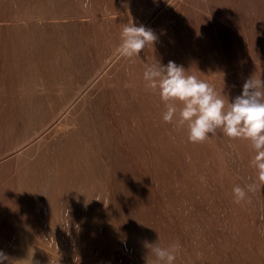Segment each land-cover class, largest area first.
Returning a JSON list of instances; mask_svg holds the SVG:
<instances>
[{
    "label": "rangeland",
    "instance_id": "1",
    "mask_svg": "<svg viewBox=\"0 0 264 264\" xmlns=\"http://www.w3.org/2000/svg\"><path fill=\"white\" fill-rule=\"evenodd\" d=\"M84 2L0 0L4 264H70V251L81 242L65 232L78 206L93 204L95 213L138 203L134 208L147 209L143 220L156 221L148 214L170 203L188 225L190 218L198 223L193 230L184 226L197 246L184 238L180 256L187 264L196 251V264L203 258L205 264H264V187L249 193L251 204H235L231 191L255 181L250 143L219 130L202 143L189 142L186 129L162 120L164 104L143 79L154 59L173 61L231 102L247 79H264V0H89L87 8ZM131 22L158 37L134 64L117 52L122 28ZM96 220L106 219L93 217L94 231L106 228ZM104 235L93 234L84 245L94 248L96 262L109 264L112 249H119Z\"/></svg>",
    "mask_w": 264,
    "mask_h": 264
},
{
    "label": "clouds",
    "instance_id": "2",
    "mask_svg": "<svg viewBox=\"0 0 264 264\" xmlns=\"http://www.w3.org/2000/svg\"><path fill=\"white\" fill-rule=\"evenodd\" d=\"M88 3L85 0L83 7L87 8ZM157 39L152 29L127 23L120 33L118 55L134 64L141 50L153 48ZM143 79L146 88L155 92L164 104L162 120L176 129H186L189 142L202 143L219 130L229 139L250 143L253 155L249 166L255 171V181L243 187L234 185L231 191L235 204H251L249 193L264 187V79L254 76L247 79L242 93L231 102L214 84L188 74L173 61L162 65L154 59L145 68ZM145 247L152 257L147 258V264H176L181 251L179 243L161 247L145 241ZM8 259L0 251V264Z\"/></svg>",
    "mask_w": 264,
    "mask_h": 264
},
{
    "label": "bare ground",
    "instance_id": "3",
    "mask_svg": "<svg viewBox=\"0 0 264 264\" xmlns=\"http://www.w3.org/2000/svg\"><path fill=\"white\" fill-rule=\"evenodd\" d=\"M186 1V0H185ZM174 10V9H173ZM172 11V10H171ZM166 12V11H165ZM160 17V16H159ZM57 18V17H56ZM60 18H63V16H61ZM161 18V17H160ZM52 19V18H51ZM63 19H66V18H63ZM175 19V18H173ZM58 20V19H57ZM171 21V20H170ZM70 22V21H69ZM72 22V21H71ZM63 21L61 23V25H63ZM159 23V22H158ZM45 24V23H44ZM58 24V23H56ZM167 24V23H166ZM54 25V24H53ZM60 25V26H61ZM156 25V24H155ZM50 26V25H49ZM57 26V25H56ZM154 26V25H153ZM59 27V26H58ZM57 27V28H58ZM64 27V26H63ZM168 28V27H167ZM168 30V29H167ZM179 42V41H178ZM64 58V57H63ZM118 59V58H117ZM65 61V60H64ZM67 61V60H66ZM112 61V60H111ZM95 80V79H94ZM98 82V81H97ZM102 82V81H101ZM100 84V82H99ZM100 85H103L100 84ZM99 85V86H100ZM96 86V85H95ZM97 86V87H99ZM88 97V96H87ZM76 109V108H75ZM138 129V128H137ZM67 139V138H66ZM68 140V139H67ZM99 147V146H98ZM102 148V147H100ZM70 149V148H69ZM74 149V148H72ZM71 149V150H72ZM95 149V148H93ZM92 149V150H93ZM70 150V151H71ZM86 150V149H85ZM98 150V149H97ZM96 151V149H95ZM66 152H68L66 150ZM102 152V151H100ZM71 153V152H70ZM89 153V152H88ZM99 153V152H97ZM93 154V153H91ZM100 154V153H99ZM101 155V154H100ZM101 157V156H100ZM98 160V159H96ZM98 161H101L100 159ZM104 162V161H103ZM108 163V162H107ZM104 166V165H103ZM102 166V167H103ZM106 167V166H105ZM109 167V166H108ZM33 170V169H32ZM54 170V169H53ZM32 172V171H31ZM54 172V171H53ZM32 183V182H31ZM28 185V184H27ZM105 190V189H104ZM108 190V189H107ZM96 191V190H95ZM101 191V190H99ZM98 191V192H99ZM111 191V190H110ZM109 191V192H110ZM109 192H105V193H109ZM114 192V190H113ZM118 192H121V191H118ZM149 192V191H148ZM57 193V192H56ZM93 193V192H92ZM90 192V195L92 194ZM96 193V192H95ZM112 193V192H110ZM109 193V195H110ZM170 193V192H169ZM89 194V193H88ZM98 194V193H96ZM101 194V193H100ZM113 194V193H112ZM123 193H119V195H122ZM148 194V193H147ZM153 194V193H152ZM31 195V194H29ZM61 195V193H60ZM75 196V194H73ZM72 195V196H73ZM82 195V194H81ZM87 194L84 193V196ZM109 195H108V198L106 197V200L109 199ZM115 196V193L113 194ZM113 195H110L112 196L113 200L116 198L114 197ZM128 195V194H127ZM134 195V194H132ZM159 195V194H158ZM83 196V195H82ZM83 196V199L85 198V203L88 202L89 199L91 198H86ZM95 196V194H94ZM100 196V195H99ZM156 196L155 198L153 199H158L157 197V194L154 195ZM173 196V195H172ZM29 197V196H28ZM58 197V196H57ZM76 197V196H75ZM123 197V196H122ZM128 197V196H127ZM142 197V196H141ZM54 198V197H53ZM95 198V197H94ZM97 198V196H96ZM111 198V199H112ZM81 198H79L80 200ZM98 199V198H97ZM159 199L162 202V198H160V195H159ZM167 199V198H166ZM95 201V199H93ZM91 201L92 203L94 201ZM99 200V199H98ZM113 200H110V201H113ZM117 200V199H116ZM149 200V199H148ZM81 201H84V200H81ZM90 201V200H89ZM100 201V200H99ZM109 201V200H108ZM133 201V200H132ZM152 202V205H153V201L150 200ZM149 201V202H150ZM158 202H160L159 200H157ZM110 203V202H109ZM155 203V202H154ZM169 203V202H168ZM97 204V203H95ZM113 204V203H112ZM80 205V204H79ZM87 205V204H86ZM89 205H93V204H89ZM88 205V206H89ZM103 205V204H101ZM115 206L111 207V208H108V209H105L103 206V210L100 209V207L96 209L95 213L94 212H91L93 210H90V207L88 206H85V205H80L78 206V208H76V212H73L72 214V217L73 220L71 222H68V227L69 230L68 232H65L66 236L70 237V235H75V238H77V241L78 242H81V244H78L75 246V248L73 249V246L72 248L69 249V251L71 249H73L72 251H70L72 254L69 255L70 257H72L70 259V261L72 260V262L70 264H103V263H98L99 261L96 259L95 257V251H94V248H86V246L84 245L85 244V241L88 239V237L90 238V236H92L93 234H98L99 232H101L102 234H106V236L108 237L109 239V242L111 244V246L115 249H119V254H115L116 252H114V249H112V259H109L111 260V262L109 264H147V258L149 260L152 259V257L149 255V249L147 247H145V241H147L149 244H155V243H158L161 247H168L169 245L171 244H174V243H179L180 246H181V249L182 248H185V245L184 247H182V243L185 244L183 241H184V238L187 239V241L189 242L190 244V247L193 248L194 250L196 249L197 250V246L194 242V240L192 239V233L187 234V231L185 230V227H190L191 225H195V224H192L193 222H191V218L189 220L190 224L191 225H188L189 223L186 222L187 220L185 218H182V216H180L181 214V210L176 208L175 205H171L170 206V203L169 205H164V204H156L154 209H153V214L149 213L148 215H154L156 221H150V220H143L140 215L142 213L143 210H147L145 209L144 207H140V208H134L135 206L137 207L138 205L140 206V204H134L133 203V206L132 207L131 205H124V204H114ZM150 205V206H152ZM31 206V205H30ZM138 206V207H139ZM174 206V207H173ZM24 207V206H23ZM75 208V207H74ZM34 210V209H33ZM183 210V209H182ZM185 210V209H184ZM29 212V211H28ZM31 212V211H30ZM25 213H26V210H25ZM186 213V212H185ZM188 213V211H187ZM93 214V216H92ZM184 214V213H183ZM190 215V214H189ZM186 216V215H185ZM25 217V215H24ZM26 217H27V214H26ZM93 217H98V218H102V219H106L105 221L104 220H100V221H97V224H101L103 221L105 222V226L106 228H104L103 225H100L102 228L104 229H101V227L99 226V230L98 231H94V229L92 228L93 225L95 224L93 221H92V218ZM133 218H137L136 220H134ZM127 219V220H126ZM23 220V219H22ZM30 220V219H29ZM94 220V219H93ZM186 220V221H185ZM185 221V222H184ZM30 222V221H29ZM26 223V222H25ZM188 223V224H187ZM195 223H197L195 221ZM30 224V223H29ZM66 224V225H67ZM198 224V223H197ZM197 224L195 226H197ZM65 225V226H66ZM127 225H130V228H128ZM188 225V226H187ZM31 226V224L29 225ZM62 226H63V223H62ZM192 226H191V230L192 229ZM193 226V227H195ZM97 227V226H96ZM59 229H60V226H59ZM64 230L65 227L63 228ZM189 229V230H190ZM93 230V231H92ZM97 230V229H96ZM190 230V231H191ZM166 235L164 239H161V237L159 236V233L162 232ZM59 232H61L59 230ZM58 232V233H59ZM146 232H151V234H154L155 235V239L153 238V240H150L146 235L147 233ZM60 234V233H59ZM151 234L149 235L150 238H151ZM196 234V233H195ZM201 234V233H200ZM188 235V236H187ZM198 235V234H196ZM63 236V235H62ZM61 236V237H62ZM105 236V235H104ZM102 237L105 239V237ZM162 236V234H161ZM14 237V236H13ZM63 238V237H62ZM101 238V239H102ZM194 238V237H193ZM91 239H93L91 237ZM91 239H89V241H91ZM98 240L96 242H98L100 239L97 238ZM21 240H23L21 238ZM63 240H67V238H63ZM209 240V239H207ZM27 241V240H26ZM31 241V240H30ZM69 241V240H68ZM88 241V240H87ZM93 241V240H92ZM105 241V240H104ZM103 241V244H105ZM205 241V240H204ZM32 242V241H31ZM71 242V240L69 241ZM25 243V242H24ZM91 243V242H90ZM92 243H95V242H92ZM99 243V242H98ZM97 243V244H98ZM17 244V243H16ZM26 244V243H25ZM107 244V243H106ZM229 244V243H228ZM21 245V244H20ZM23 245V244H22ZM21 245V246H22ZM88 245V247H90V245L92 244H86ZM188 245V243L186 244ZM211 245V244H210ZM208 245V246H210ZM19 246V245H18ZM26 246V245H25ZM205 246L204 244L202 245V247ZM102 247V246H101ZM189 247V246H188ZM201 247V248H202ZM21 248V247H20ZM26 247H24L25 249ZM96 248H99V247H96ZM106 248H109L107 245H106ZM205 248V247H203ZM89 249V250H88ZM132 249V250H131ZM188 249V248H186ZM206 250H208L207 248H205ZM204 249V250H205ZM102 250H106L105 248H103ZM110 250V249H109ZM130 250L134 252H137L135 255H137V258L133 257V254L134 252L130 253ZM183 250V251H182ZM181 251L184 252L186 251L185 249H182ZM22 251V250H21ZM202 251V250H201ZM200 251V252H201ZM20 252V251H19ZM98 252V251H97ZM209 252V250L207 251ZM212 253V251H210ZM27 253V252H26ZM107 253V252H106ZM105 253V255H106ZM186 253V252H184ZM108 254V253H107ZM182 253H180L177 257V261H176V264H184L187 262H184L183 261V258L182 256L185 254H183L182 256H180ZM202 254V253H201ZM208 254V253H207ZM207 254H204L207 256ZM22 255H25V254H22ZM27 255V254H26ZM68 255V254H67ZM97 255V254H96ZM98 255H101L100 254V251L98 252ZM134 255V256H135ZM203 255V254H202ZM203 255V256H204ZM210 255V254H209ZM212 256L214 255L213 253L211 254ZM104 256V255H103ZM194 256V263L196 264L197 263V260H198V255H197V251H196V255L193 254ZM201 256V257H203ZM68 257V256H67ZM205 257V256H204ZM190 258V257H189ZM211 258V257H208V259ZM68 259V258H67ZM214 259V258H213ZM69 260V259H68ZM215 260V259H214ZM213 260V261H214ZM68 261V262H70ZM98 261V262H96ZM104 261V260H103ZM205 264V260L203 258L202 260ZM207 261V260H206ZM101 262V260H100ZM209 262V261H207ZM107 263V262H105ZM193 263V264H194Z\"/></svg>",
    "mask_w": 264,
    "mask_h": 264
}]
</instances>
